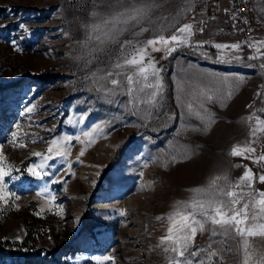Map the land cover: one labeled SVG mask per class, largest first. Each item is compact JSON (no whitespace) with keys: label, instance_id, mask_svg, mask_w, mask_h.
I'll use <instances>...</instances> for the list:
<instances>
[{"label":"rangeland","instance_id":"374dc122","mask_svg":"<svg viewBox=\"0 0 264 264\" xmlns=\"http://www.w3.org/2000/svg\"><path fill=\"white\" fill-rule=\"evenodd\" d=\"M146 1L0 0V168L8 173L0 181V247L5 248L0 264H44L41 259L51 256L68 264H238L243 244L258 248L257 235L241 236L235 225L225 231L198 206H189L193 189H223L215 199L230 217L226 193L239 198L251 190L250 181L241 183L247 171L228 151L230 122L208 120L215 116L209 114L214 105L202 89L195 59L177 46L169 52L161 43L137 44L133 24L144 23V14L124 25L116 42L89 39L101 18L93 17L94 11L110 17L144 8L138 5ZM262 42L253 40L255 50ZM99 47L106 51H95ZM136 48L144 49L145 65L151 60L160 70L163 92L154 104L147 101L155 88L139 91L144 83L154 85V76L145 82L137 67L114 66ZM251 63L261 104L255 119L263 122L264 77L257 62ZM109 71L114 75L94 83L93 73ZM128 75L133 76L131 94ZM111 79L118 84L111 85ZM52 139L67 149L63 156L48 152ZM45 156L52 158L45 161ZM39 163L44 167L28 172ZM255 202L253 194L235 205L239 210L249 204L241 227L256 224ZM181 215L203 228L193 225L197 231L178 256L172 241L161 240L170 227L173 239L191 235L179 231Z\"/></svg>","mask_w":264,"mask_h":264},{"label":"crops","instance_id":"0c3cea01","mask_svg":"<svg viewBox=\"0 0 264 264\" xmlns=\"http://www.w3.org/2000/svg\"><path fill=\"white\" fill-rule=\"evenodd\" d=\"M214 1L220 6L226 4V0ZM247 3L249 17L255 31L249 37V49L241 46L238 49L231 47L217 49L216 44L230 46L237 43L233 36H222L215 33L213 27L199 35L193 33L192 27L189 31L181 33L179 29L191 26L184 16L191 9L192 0L146 1L144 5H138L147 9L143 13L144 18H141L144 23L133 24L137 26L133 29L138 31L136 41L140 46H151L148 45L149 40L158 41L163 37L169 40V48L180 47L183 55L195 59L192 62H196L195 67L204 77V82L201 84L202 89L206 91V96L213 97L210 102L214 107L210 106L209 114L215 113V116L208 120L230 122L231 128L228 132L230 134L227 136H230L231 141L228 151L231 155L234 148L241 151V155L232 156L251 174L249 193L254 194L255 200H258L260 199L258 193L264 192V182H260L259 179L264 175V168L258 165L264 160L260 150V144L264 142V121L260 122L257 118L255 119L260 100L257 99L254 86L259 81L255 79L257 75H253L251 62H257L264 77V0H247ZM173 35L183 42H172L171 36ZM255 38L263 39L258 50H255L253 46ZM156 45L157 43L153 44V46ZM247 50L251 52V59L250 57L246 59ZM180 52L174 53L173 56ZM250 82L253 84L251 85ZM262 85L261 103L264 107V78ZM245 149H250V151H245ZM256 206L260 207L257 204ZM256 215V224L264 223V214L257 210ZM257 239L259 249L243 244L237 254V257L241 256L237 259L238 264H264V236L257 235Z\"/></svg>","mask_w":264,"mask_h":264},{"label":"snow or ice","instance_id":"6c2138e0","mask_svg":"<svg viewBox=\"0 0 264 264\" xmlns=\"http://www.w3.org/2000/svg\"><path fill=\"white\" fill-rule=\"evenodd\" d=\"M146 10L147 9L145 8H133L131 10L125 9L124 11L114 13L110 17L101 16L100 13H97L94 11L92 13L93 17L100 16L101 18L98 23H95L91 26L93 32L97 34L94 37L90 36L89 39L94 38L95 40L99 41L100 45H104L107 42H116L119 35L125 30L123 26L128 25L132 21L138 22L142 14L145 13ZM0 26H3V25H0ZM190 27L191 26H185V28H181L179 29V31L181 33H185L190 30ZM20 28L26 31L25 26L23 24L20 25ZM171 41L178 42V43L183 42L182 40H179L176 35L171 36ZM130 43H131L130 41L126 42V44H130ZM155 43H161L166 48H168V45L170 42L169 40L163 37H161L159 41H153V40L148 41V45H153ZM215 47L217 49H224L226 47L238 49L240 45L236 44V45L229 46V45L216 44ZM173 50H174L173 48H168L169 52ZM95 51L104 52L106 51V49L103 47H99L95 49ZM124 51H125V46L121 45V52L123 53ZM145 57H146V53L144 49L136 48L131 58H125L123 61V64L118 62L114 66L116 68H122L124 66L137 67L138 68L137 75L140 78H142V80L145 82L148 81L150 75L154 76L156 78V82L154 85L150 83H144L139 88V91L141 92L144 91V88H155L156 89V91H154L151 94V98L147 101V103L154 104L157 99V94L163 92L162 81L160 79V70L156 68L155 64L151 60H149L147 65H145L144 64ZM251 58L252 57H250V59ZM98 71H102V70H98ZM113 75L114 73L109 71L107 72L106 75H97V73H93L92 77H93L94 83H99L100 81L107 80L109 77ZM115 75H120V73H115ZM110 83L111 85L116 86L118 84V80L111 79ZM127 83L129 85L128 93L131 94L133 91V88H132L133 76L132 75L127 76ZM136 83L140 84V80H137ZM101 87L103 86L101 85ZM180 90L183 91V89H180ZM212 98L213 97L210 95L207 97L208 100H212ZM189 109H191V105H189ZM27 111L31 113L33 111V108L29 107ZM205 111H207V109H205ZM197 115H199V113H197ZM12 135L13 137H15L16 133L14 132ZM90 135L91 133L89 132L84 133V136L86 137ZM50 143L52 146L48 148L49 153L54 152L55 155L59 157V156H63L65 152L67 151V149L63 148L62 144L58 145L57 139H52ZM245 151H250V149H245ZM35 155L40 156V153H35ZM81 155H83V152H81ZM232 155L233 156L241 155V151L237 148H234L232 151ZM51 158H52L51 156H45L44 160L47 161V160H50ZM173 160H175V157H173ZM43 167H44V164L39 163V164H36L34 167L29 168L28 172L33 173L35 172L37 168H43ZM36 174L39 175V173H36ZM6 175H8V173H6L2 168H0V181H3ZM259 179H260V182H264V175L260 176ZM250 180H251L250 173L245 172L244 176L241 178V183L245 181H250ZM213 184H215V181H213ZM248 186L251 187V183H249ZM0 187H2V185H0ZM193 192L195 193V196L193 198L192 204L189 206L193 208H196L198 206L199 209L202 210L201 214L204 215L206 219L210 220L212 225L214 226L218 225L221 228L225 229V231H227V228L233 227L235 225L236 232L240 234L241 236L245 234L249 237L256 236V235L264 236V223L253 224L252 226L246 227V228L240 226L248 219L247 210L249 208V204L245 203L243 207L239 210L236 209L235 205L239 204L240 200L243 199L244 196L252 195L251 193H243V195H241L239 198H237V193H235L234 191H228L226 193V195L229 198H231V204H232L231 211L233 212V215L228 217L227 213L222 211L223 207H225L223 202L217 201L215 199V196L218 195L220 192H223V189H220L219 192H211V191L197 188V189H193ZM39 194L40 193H38V195ZM258 195L260 199L256 200L255 203L260 206L258 209L259 213L264 214V192H259ZM202 196H205L206 199H200V197ZM16 198L19 199V196H17ZM209 209H211V211L214 212L216 215H211L209 213ZM120 214L122 216L124 215L123 212H121ZM177 215H179V213H177ZM241 215H243L244 217L243 220L238 219V217H240ZM251 218L254 221L257 219V215L255 212L252 214ZM170 219L174 220L173 217H170ZM180 219L183 223L181 224L179 231L185 232V230H188L190 231L191 235H188L187 232H185L184 235L177 236L176 239H173V235H172L173 228L170 227L168 229V236L165 238H162L161 243H165L166 240L172 241V243L176 245V247L173 248V251H176L178 256H183V251H180V249H183L184 251L187 250L192 237L195 235L197 231V228L193 225L199 224L200 227L203 228V224L200 221L195 220L194 218L191 220V223H189L190 217L187 215H181ZM257 229H259V231H257ZM165 250L167 251L168 249H165ZM193 255L195 254L193 253ZM104 259L107 260L108 257H105ZM177 264H179V261L177 262ZM186 264H191V261H187Z\"/></svg>","mask_w":264,"mask_h":264},{"label":"built area","instance_id":"2783aa9c","mask_svg":"<svg viewBox=\"0 0 264 264\" xmlns=\"http://www.w3.org/2000/svg\"><path fill=\"white\" fill-rule=\"evenodd\" d=\"M225 3L224 6H220L214 0H192V7L184 19L190 22L196 35L203 34L213 27L215 33L233 36L242 48H250L249 37L255 31L249 17L247 0H226ZM250 54L251 52L247 50L246 58L250 57ZM260 147L264 156V143H261ZM258 165L264 168V160Z\"/></svg>","mask_w":264,"mask_h":264},{"label":"trees","instance_id":"16d2710c","mask_svg":"<svg viewBox=\"0 0 264 264\" xmlns=\"http://www.w3.org/2000/svg\"><path fill=\"white\" fill-rule=\"evenodd\" d=\"M110 165H111V162L110 161L108 163H106V168L103 170L102 175H105L106 174V171H107V169H108V167ZM4 250H5L4 247H0V256L2 255V251H4ZM41 260H42V262L44 264H68L67 261H64V260L62 261V260L57 259V258H55L53 256H51L49 258L43 257Z\"/></svg>","mask_w":264,"mask_h":264},{"label":"bare ground","instance_id":"6f19581e","mask_svg":"<svg viewBox=\"0 0 264 264\" xmlns=\"http://www.w3.org/2000/svg\"><path fill=\"white\" fill-rule=\"evenodd\" d=\"M127 200H128L127 202H128V204H129V206H132V201H133V200H131V199H129V198H128ZM134 206H136V205H134Z\"/></svg>","mask_w":264,"mask_h":264}]
</instances>
